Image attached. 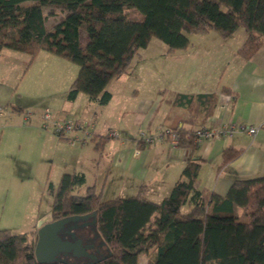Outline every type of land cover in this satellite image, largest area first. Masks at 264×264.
Listing matches in <instances>:
<instances>
[{"label":"trees","instance_id":"obj_1","mask_svg":"<svg viewBox=\"0 0 264 264\" xmlns=\"http://www.w3.org/2000/svg\"><path fill=\"white\" fill-rule=\"evenodd\" d=\"M59 13L61 20L49 27L48 20ZM241 26L248 35L237 54L250 59L264 45V0H0V54L5 49L26 53L27 66L40 50L62 56L79 66L68 99L84 92L90 100L106 104L112 98L111 81L131 71L135 56L153 38L164 41L165 53L171 54L190 46V34L214 31L227 38ZM165 101L170 106L162 129L166 136L158 140L171 141L176 132V145L195 149V129L213 114L217 92L171 90ZM83 126L77 129L83 131L82 138H60L83 143L91 139L102 154L112 133H95L94 123ZM242 152L225 147L220 167ZM202 162L190 156L170 193L159 201L146 196L145 184L135 194L109 199H103L95 184L80 193L85 173L64 172L58 187L51 188L52 220L91 214L71 224L95 256L80 261L67 254L40 262L35 254L37 231L31 237L33 231L2 228L0 264H138L143 253L148 264H264V176L237 178L220 194L196 187Z\"/></svg>","mask_w":264,"mask_h":264},{"label":"rangeland","instance_id":"obj_2","mask_svg":"<svg viewBox=\"0 0 264 264\" xmlns=\"http://www.w3.org/2000/svg\"><path fill=\"white\" fill-rule=\"evenodd\" d=\"M62 16L63 14L59 13L51 17L48 26L52 27ZM247 32V29L241 26L234 35L226 39L214 31L205 35L190 34L191 41L200 48V52L193 50L191 53L196 58L202 54V57L205 55L215 61L222 52L220 42L234 47ZM85 40L86 38H83V41ZM206 45H210L211 49ZM166 49L167 44L158 38H153L146 47L141 48L133 59L131 71L116 77L108 86V89L120 91L122 97L106 104L90 100L84 92H80L75 100L68 99V89L78 74L79 66L64 57L51 55L58 63L48 74L42 73V61L30 67L26 66L25 69L28 70L23 73L24 66L21 69L18 67L22 60L10 59L6 54L0 57V82L12 80L13 76L18 80L17 92L11 102L14 105L5 106L4 114L0 115V229L10 228L15 233L33 231V237L34 231L38 232L41 217L51 213L54 204V192L51 188L58 187L64 172H72L75 169L84 172L87 178L86 183L79 189L80 193L85 192L86 186L95 184L97 189L102 191L103 199L129 195L128 191L118 190L121 187L117 185V181L122 169L115 167L107 151L110 150L111 141L130 135L126 133L128 130L124 128L125 125H128L134 136L139 134V137L141 131L154 133V130L150 131L146 126L139 124L141 100L132 99V90L139 87L143 94L152 93L151 84H158L162 80L160 60L165 56ZM10 61H13V64L6 68V63ZM166 80L174 81L172 78ZM16 105L24 107V110H17ZM47 108L51 111L53 121L78 120L87 125L94 122L92 116L98 112L96 120L98 125H101L97 128L98 133L109 134L116 130L123 135L110 137L102 154L95 149L91 139H87L86 143L76 141L73 145L65 138L54 136L50 122H47L49 129L43 127L46 122L44 112ZM27 113L30 115L26 116ZM71 133L80 137L83 131L75 129ZM158 142L155 139L153 143ZM99 156H103L102 159ZM160 159L162 155L157 152L152 165L157 168L158 173H161L160 166L165 168ZM109 172V179L103 188L102 182ZM163 174L165 172L161 173ZM156 195L151 194L150 197L159 201L161 197ZM237 212L242 220L247 219L248 216L241 207L237 206Z\"/></svg>","mask_w":264,"mask_h":264},{"label":"crops","instance_id":"obj_3","mask_svg":"<svg viewBox=\"0 0 264 264\" xmlns=\"http://www.w3.org/2000/svg\"><path fill=\"white\" fill-rule=\"evenodd\" d=\"M247 35L248 32L245 33L240 43H237L234 47L220 42L222 43L220 46L222 52H220L219 58H215V61L205 55L202 57L201 53V57L196 58L191 52L193 50L199 51L200 48L193 41L186 49L178 50L171 54L165 53V56L160 60V63H162L160 64L162 70L160 77L162 80L158 84H151L152 93L150 95L148 92L143 94L139 87H135L132 90L133 98L129 95L130 99L139 98L141 100L139 109L142 112H139V124L146 126V129L150 131L154 130V133H146V135L157 137L162 133V129L165 128L164 125L170 113V106L165 99L168 91L171 90L188 93L217 92L218 94L224 92L223 87H228L233 92L232 94L237 96L235 101H230L228 104L224 103V106L219 109L216 105L213 114L208 117L204 124L219 127L230 121L235 122L237 126L263 123L264 45L250 59L241 57L237 54V50ZM206 46L211 49L210 45ZM45 51L47 50H40L29 67L34 63H38V61H42V73L48 74L50 70L56 67L58 61L51 56L54 53ZM5 54L10 59L22 60L18 67L21 69L24 66L22 69L23 73L28 70V68L25 69L29 62L28 54L17 50L5 49L0 54V57ZM12 62L6 63V68H8L9 64L12 65ZM169 78L174 81L168 82L166 79ZM112 81L114 82V79ZM148 82H150L149 79ZM17 87L18 80L14 76L12 80L8 79V81L0 82V107L6 109L10 104L14 105L11 102L17 92ZM109 90L112 93L111 100L122 97L121 92L117 89ZM16 107H18L16 109L19 111L24 110V107L20 105H16ZM9 113L12 116L11 112ZM96 116H98V112H95L92 116L95 124V133H98L97 128L101 125H98ZM180 125L187 126L183 122ZM132 126L134 127L135 124L133 123ZM124 128L128 130L126 133L130 135H126V138L121 140L111 141L109 144L110 150L107 152L110 154L112 158L110 160L114 162L115 167L122 169L117 181V185L121 187L118 190H121V192L128 191L130 192L129 195L137 193L143 184L147 185L146 196L148 198H151V194H158L156 196L161 198L169 194L175 182L180 178L186 161L190 156L201 157L203 161L196 183V187L199 189L226 194L232 182L237 178L264 176V125L255 135L245 131H238L230 136L206 139L200 142L195 149L174 145L168 139L158 140V143H153L154 141L148 144L142 141L139 142L143 131L138 137L139 134L134 136L132 131L128 129V125H125ZM119 134V136L123 135L122 133ZM74 135L76 133H70L67 136L73 137ZM56 137L58 136L56 135ZM69 141L73 145L76 143L72 139ZM227 146L243 148V152L238 158L220 167L223 160L222 152ZM157 152L162 155L160 161L165 167L160 166V172H165L166 176L158 173L157 168L152 165ZM109 176L110 172L104 178V181H106L105 183L104 181L102 182V187L106 186ZM51 217L50 213L41 217V219L51 220ZM138 264H148V256L144 253L141 254Z\"/></svg>","mask_w":264,"mask_h":264},{"label":"water","instance_id":"obj_4","mask_svg":"<svg viewBox=\"0 0 264 264\" xmlns=\"http://www.w3.org/2000/svg\"><path fill=\"white\" fill-rule=\"evenodd\" d=\"M91 214H74L55 220L40 219L38 229V239L35 246V254L40 262H50L62 255L72 257L91 256V245L86 243L82 237H77L72 222L87 220ZM72 233L70 239L64 237L65 233Z\"/></svg>","mask_w":264,"mask_h":264},{"label":"built area","instance_id":"obj_5","mask_svg":"<svg viewBox=\"0 0 264 264\" xmlns=\"http://www.w3.org/2000/svg\"><path fill=\"white\" fill-rule=\"evenodd\" d=\"M234 98H235L234 94H231V93H225V92L218 93V103H217L218 109L224 106V103L228 104L230 101L233 102ZM3 112H4V108L0 107V114H2ZM44 113H45L44 119L46 122L44 123L43 127L45 129H49L50 125L47 122H50L53 132L59 137L68 135L71 132H73V130L75 129H78V128L85 129L86 128L85 126H83V123H77V121L75 122H63V121H58V120L53 121V117H52V114L49 108H47ZM29 115H30L29 113L26 114V116H29ZM263 125H264V122L261 124H249V125L237 126V124L233 121L222 124L219 127H212V126H209L208 124H203L195 129V132H194L195 141L197 143H200L206 139L213 138V137L230 136V135L235 134L238 131H245L252 135H255L258 133L259 129ZM85 132L87 133L89 131H85ZM112 135L116 136L117 133L112 132ZM165 136L166 134L164 132L161 133L158 137H153V136L146 135V133H142V138L145 142H152L155 139L157 140L163 139L165 138ZM170 137H171V141L173 142V144L176 145L178 143L179 133L173 132L171 133Z\"/></svg>","mask_w":264,"mask_h":264},{"label":"flooded vegetation","instance_id":"obj_6","mask_svg":"<svg viewBox=\"0 0 264 264\" xmlns=\"http://www.w3.org/2000/svg\"><path fill=\"white\" fill-rule=\"evenodd\" d=\"M65 236L64 237H68V238H72L73 237V235H72V233H70V232H67V233H65L64 234ZM77 236V235H76ZM78 237V236H77ZM78 260H80V261H87V260H91L93 257H91V256H79V257H76Z\"/></svg>","mask_w":264,"mask_h":264}]
</instances>
